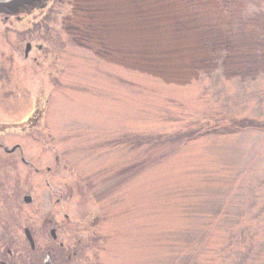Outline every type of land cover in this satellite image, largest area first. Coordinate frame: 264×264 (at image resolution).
<instances>
[{"label": "rangeland", "instance_id": "1", "mask_svg": "<svg viewBox=\"0 0 264 264\" xmlns=\"http://www.w3.org/2000/svg\"><path fill=\"white\" fill-rule=\"evenodd\" d=\"M48 11L0 18V157L20 146L49 162V203L75 183L89 205L103 196L117 254L136 264H264V0ZM35 19L41 52L23 32ZM34 107L42 119L25 132ZM27 187L0 186V212Z\"/></svg>", "mask_w": 264, "mask_h": 264}, {"label": "flooded vegetation", "instance_id": "2", "mask_svg": "<svg viewBox=\"0 0 264 264\" xmlns=\"http://www.w3.org/2000/svg\"><path fill=\"white\" fill-rule=\"evenodd\" d=\"M48 10L46 6L43 10L18 17L0 15V18L23 23L33 14L45 11L48 16ZM47 16L44 14L43 17ZM38 23L35 19L26 24L23 32L41 44L33 45L41 52L49 36L48 32H41L39 36ZM27 46L30 52L34 50L31 44ZM42 110L34 107L26 122L18 128L23 127L25 132L37 130ZM5 149V155L0 157V172L18 168L21 175H25L23 182L14 180L13 186L3 177L0 186L20 192L21 186L23 189L27 187V176H34L28 183L29 192L20 194L16 201L13 198L11 207L14 212L8 213L4 208L0 212V264H136L135 254H117V237L106 206L108 202L104 204L103 196L89 205L82 188L75 183L66 187L65 194H57V198L51 192L52 203H49V162L45 166H36L26 160L28 157L20 146ZM7 206L10 205H3ZM142 264H145L144 256Z\"/></svg>", "mask_w": 264, "mask_h": 264}, {"label": "water", "instance_id": "3", "mask_svg": "<svg viewBox=\"0 0 264 264\" xmlns=\"http://www.w3.org/2000/svg\"><path fill=\"white\" fill-rule=\"evenodd\" d=\"M47 0H0V14L18 16L44 8ZM28 49L26 53H28Z\"/></svg>", "mask_w": 264, "mask_h": 264}]
</instances>
